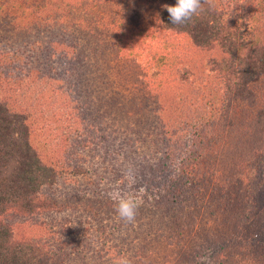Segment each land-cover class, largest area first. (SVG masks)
Returning a JSON list of instances; mask_svg holds the SVG:
<instances>
[{
	"label": "trees",
	"instance_id": "16d2710c",
	"mask_svg": "<svg viewBox=\"0 0 264 264\" xmlns=\"http://www.w3.org/2000/svg\"><path fill=\"white\" fill-rule=\"evenodd\" d=\"M162 3L158 21L165 29L186 33L194 45L214 49V53L207 56L208 60L203 59V66L189 59L185 48L182 51L164 41L162 51L157 46L154 50H159L156 57L159 60L142 55L143 62L135 63V70L136 65H143L147 70L130 76L125 87L129 93L117 101L124 110L120 123L127 130L120 133L118 118L110 120L105 113L100 116L95 113L93 106L98 101L93 98L101 95L92 93L89 99L86 96L90 93L89 80L99 76L107 85L115 84L122 65L128 63L120 57L122 47L118 39L132 23L119 29L114 25L124 17L129 19L128 14L120 19L111 15L110 9L118 4L112 0H0L2 30L6 31L3 23L8 19L12 33L24 30L29 38L23 39V43H14L0 32V42L6 37L11 48L18 49L7 52L0 47V264H62L66 261L68 253L64 246L70 239H55L41 245L42 221L24 225L27 219L22 223L15 220L10 223V220L28 218L43 210L60 213L80 209L75 197L93 192H86L85 183L78 182L76 177L90 173L101 152L104 161L111 156L114 169L115 160L125 150L110 148L118 140L134 147L142 141L147 148L143 168H149V178L143 186L146 192L140 198L142 207L138 209L135 223L136 220L142 222L139 218L150 223L158 217L165 220L167 214L177 220L176 209L171 207L167 212L163 202L169 199L170 191H185L176 179L184 175L193 186L186 188L182 199L187 198L191 205L201 200V208L211 214L218 206L231 208L228 221L233 219V226L237 227L235 243L242 245L234 248L233 242L230 248L224 246L222 240L214 242L208 238L198 243V252L204 249L215 252V264L237 263L251 252L259 253L264 259V150L253 154L252 175L248 167L229 189L220 179L218 181L221 172L215 163L221 148L220 133L229 124L228 117L238 112L233 104L235 99L245 97L249 80L264 75V0H214V7L204 4V10L182 26L172 24L164 7L175 6L177 0ZM104 6H110L108 12ZM140 14L136 8L130 11L135 23ZM46 24L50 28H45ZM42 30L49 32L44 35ZM53 31L55 39H50ZM141 32L144 35V31ZM136 38L138 43H143L141 36ZM125 47L129 48V44ZM171 51L176 52L170 54ZM22 54L27 60L19 59ZM98 58L104 63V72L102 64L94 65ZM32 61L38 62L36 68L40 75L22 84L21 81L36 72ZM24 67L26 71L22 74ZM32 87L37 89L33 102L38 103V109L36 116L30 119L25 108L16 110L14 105L21 104ZM104 101L108 106L107 100ZM132 113L136 118H131ZM33 135L42 138L47 148L43 150L35 145ZM155 139L164 147L162 152L151 148ZM169 168L173 175L167 179ZM61 179L77 182L73 195L70 189L66 198L56 194L54 199L44 193L47 186H56ZM154 188L158 189L156 196H153ZM150 190L153 197L149 199ZM103 196L89 199L83 207L93 217H96V208H107L100 217L107 221L99 227V232L110 235L109 222L119 231L123 229L122 237L136 238L138 229L142 228L121 219L116 202L109 194ZM190 210L192 213L193 209ZM67 221L69 219L55 218V235ZM125 225L132 228L128 230ZM29 226L37 230L32 232ZM240 227L244 233L238 231ZM49 228L52 230L53 226ZM64 229L72 232L69 227ZM87 229L89 227L84 230ZM22 230L29 233L23 234L30 240L20 237ZM174 230V238L188 233L185 225ZM155 231L159 232L157 236H169L168 241L173 239L160 228Z\"/></svg>",
	"mask_w": 264,
	"mask_h": 264
},
{
	"label": "rangeland",
	"instance_id": "374dc122",
	"mask_svg": "<svg viewBox=\"0 0 264 264\" xmlns=\"http://www.w3.org/2000/svg\"><path fill=\"white\" fill-rule=\"evenodd\" d=\"M112 1L118 4L114 5V9H110L111 15L114 14V16H117L119 19L123 14L125 16L128 14L129 17V19H125L124 17L120 23L119 20H117L114 25H118L119 29L125 24L128 25V22L132 23V26H130L132 29L128 27L125 28L126 30H123L122 37L118 39L122 47L119 51L120 57L128 63L122 65L120 75L115 84L112 83L107 85L99 76H95L91 81L89 80L90 93L88 94L89 97L86 96V98L89 99L92 93H99L101 97L93 98L98 101L96 102L97 105L93 106L95 113H98V116L105 113L110 120L118 118L117 122L120 127H117L119 128L120 133H124L127 130L124 129L125 127L120 123V118L124 115V110L118 106L117 101L123 99V95L129 93V90H125V87L128 85L130 76L135 77L136 72L144 73L147 70L143 65H140V67L136 65L137 71L135 70V63L141 64L143 62L142 55L146 57L153 56V58L156 59V57L159 56V50L154 51L156 49L155 47H159L162 51L161 44L166 41V44L174 45L182 51L183 48H185V54L186 56L188 55L189 59L197 62V64L199 61L204 66L205 62L203 59L208 60L207 56H209L210 53H214V49H202L200 46L194 45L186 33H175L174 31L165 29V27L162 26L161 21H158L159 10L164 4L162 3L163 0H127V2H124L123 0ZM109 2H111V0H109ZM104 7H106V11L108 12L110 6ZM134 8L137 9V13H141L136 18L137 23H135L130 16V11ZM1 20L2 19L0 18V22ZM8 22V19H5V22L3 23L6 31L2 30L0 26V32L4 36H7L14 43H23L25 42L23 39H29L24 35V30L12 33ZM45 28L50 27L46 24ZM142 30L144 31V35L140 34L142 33ZM42 32L46 35L49 31L42 30ZM139 36H141V39L143 38L142 44L137 41L136 37ZM49 37L50 39H55V31L50 33ZM128 44L129 48L125 47ZM0 47L7 52L18 50L17 47L15 49L11 48L9 40L6 37L0 42ZM175 52L176 51H171L169 53L174 54ZM99 58L102 59L101 57ZM99 58L97 62H94V65L97 66L102 64V72H104V63H102V60ZM19 59L27 60V57L25 54H22ZM32 62H34L33 67H35L34 71L36 72H33L32 76H29L28 79H25L20 83L25 84L26 81L28 83L32 82L37 75H40L37 73L38 68H36L38 62ZM25 71L26 68L24 67L22 74H25ZM246 90L245 97L242 100L235 99L236 102L233 103L236 104L235 107H237L238 112L236 115L232 114L231 118L228 117L227 120L230 119L229 124L224 131L221 130L222 132L220 133L219 138V146L221 148L215 157L216 166L221 172L218 176V181L220 179L228 189L236 184L240 173L244 172L248 167L250 168L249 172L252 175L251 161L255 155L254 152L264 150V75L257 76L254 80H249ZM31 93H33L32 96ZM36 93L37 89L32 87L27 98L18 106L14 105V109L24 111L25 108L26 113L31 115L30 119L35 117V110L38 109V103L33 102ZM104 100H107L108 106ZM131 118H136L134 113H132ZM126 135H129V132H127ZM33 137L36 138L33 142L35 145H39L40 149L44 150L47 148V145L42 138L34 135L32 138ZM110 148L115 151L125 148L124 152L119 154L115 160L114 169V162H112L111 156H109V160L104 161L105 157L103 152H101L100 158L95 159L96 164L95 167L91 169V172L83 173L82 176L76 177L78 182L85 183L84 188L87 190L86 192H93L91 195L85 197H75V201L79 202L80 209L75 211L68 209L67 211L60 213L55 212V210H43L42 212L34 213L28 218L18 217L11 219L10 223L14 220L17 223H22L23 219L28 220L27 222L22 223L24 225H28L35 221H42L44 224H42L39 229V233L42 235L41 245L44 243L46 244L48 241L55 242V239L61 241L66 237L67 239H70L69 244L64 246V250L68 254L65 256L66 261L62 262V264H118L121 257H126L130 261V264H215L216 253L205 249L199 253L198 243L205 242L210 238V240L214 242H220V240H222L221 242L224 246L230 247L233 242H236L235 231L237 227L233 226V219L228 221V214L231 213L230 210L232 209H229L224 205L218 206L213 209L215 212L211 214L201 208V200L195 205L189 204L187 198L182 199V197L188 190L186 188H190L193 185H190L189 181L191 180L184 175H179L180 177H177L176 179L179 187L185 188V191H182V189L170 191L168 194L169 199L163 202L164 210L166 209L167 212L171 211V207H173L174 210L176 209V211H174L176 214H173L176 215L177 220H174L175 216H172V218L169 217L172 214L165 215V220L161 217H158V219H152L151 223L149 220L145 221L144 218H139L142 222L137 220L136 223L134 221L131 222V224L135 223V227L142 228L138 229L139 234H137L136 238L132 237L133 239L122 237L123 235L120 231H123V229L119 231L109 222V229L107 231L112 233L110 235L101 234L99 232V227L105 224L107 219L100 220V217L105 215L107 208H104L103 210H101L102 208H96V210L100 211L96 213L95 210L96 217H93L89 212H86L85 208L83 209L86 201L89 199H98V197L104 198V194L110 195L116 190L120 191L121 194L125 196L134 195L139 199L143 198L146 192L143 186L149 178V168H143V165L146 162L144 161V157L147 148L143 146L142 141L138 142L137 146L134 147L128 142L125 143L118 140L116 143L112 144ZM151 148H155L160 152L164 150V147L159 143V139H155L152 142ZM90 154H92V152ZM172 175L173 171L169 168L167 179ZM76 184L77 182L75 183L72 180L61 179L59 180L58 185L47 186L44 193H47L48 196H51L54 199L56 194L66 198L65 196L68 189L72 191V195L74 194V190L77 189ZM152 191L155 192L153 196H156V191H158V189L154 188ZM88 196L90 198H87ZM148 196L149 199L153 197L151 190L148 192ZM234 196L235 194L233 195V199ZM140 207H142V204ZM190 209H193L192 213H190ZM188 210L190 211L188 212ZM55 218L58 220L60 218L69 219V221H67L62 227V230L57 229L59 231L56 235ZM141 223H144L142 225L143 227L139 226ZM184 225L188 231L187 235L185 237L180 236V238H174L172 236L175 232L174 229L177 228L179 230L181 226ZM51 226H53L52 230L49 228ZM65 227L72 229V232H69L68 230L64 231L66 230L64 229ZM85 227H89V229L84 230ZM113 227L115 229H113ZM125 227L128 230L132 228V226L130 227L127 225H125ZM28 228L32 232L37 230V227L31 229L29 226ZM157 228L170 233V236H172L173 239L168 241L167 238L169 236H157L159 235V232L155 231ZM238 231L243 232L242 227H240V230L238 229ZM23 233L29 234L22 230V232H19L20 237L30 240V238ZM241 246V244L235 243L234 248ZM245 248L248 249L249 247L246 246ZM259 255V253L251 252L250 254L245 255L244 258L240 259L237 263H234L233 261V264H260L262 261L264 262V259L262 255H260L261 257L259 258Z\"/></svg>",
	"mask_w": 264,
	"mask_h": 264
},
{
	"label": "clouds",
	"instance_id": "9594fccd",
	"mask_svg": "<svg viewBox=\"0 0 264 264\" xmlns=\"http://www.w3.org/2000/svg\"><path fill=\"white\" fill-rule=\"evenodd\" d=\"M204 4L210 7L215 6L214 0H177L175 6L165 5L164 7L169 13L172 24L182 26L203 11ZM110 196L116 202L119 217L129 223L133 222L142 201L134 195L125 196L118 190L113 191ZM118 264H130V261L126 257H121Z\"/></svg>",
	"mask_w": 264,
	"mask_h": 264
}]
</instances>
